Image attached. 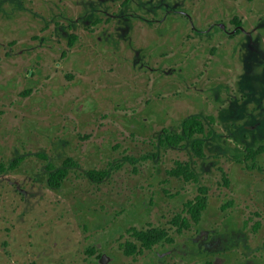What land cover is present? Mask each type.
I'll list each match as a JSON object with an SVG mask.
<instances>
[{
	"label": "rangeland",
	"instance_id": "obj_1",
	"mask_svg": "<svg viewBox=\"0 0 264 264\" xmlns=\"http://www.w3.org/2000/svg\"><path fill=\"white\" fill-rule=\"evenodd\" d=\"M125 2L0 0V163L22 159L0 178V264H264V0ZM192 115L207 134L167 144ZM152 227L172 242L126 254Z\"/></svg>",
	"mask_w": 264,
	"mask_h": 264
},
{
	"label": "trees",
	"instance_id": "obj_2",
	"mask_svg": "<svg viewBox=\"0 0 264 264\" xmlns=\"http://www.w3.org/2000/svg\"><path fill=\"white\" fill-rule=\"evenodd\" d=\"M233 23H236L235 27L237 30L232 32L230 36H236L239 34L238 26L240 24V20L237 17L233 18ZM182 133H169L166 137L167 144H171L173 146H178L183 142L186 138H192L197 134L206 135L205 133V123L202 117L198 115H192L188 117L183 125H182ZM194 150L199 156H202L204 153V140L202 138H196L193 143ZM251 157L255 158L258 154L264 152V144L258 147L255 150H250ZM18 161V160H17ZM20 162V160L18 161ZM17 164L14 162L11 165V168H14ZM75 166L74 161L70 158L67 159L62 167H56L52 163H50L47 167L50 171V184L54 188H59L63 183L64 179L68 176V173L71 167ZM7 167L4 164H0V171L6 170ZM90 175L95 177L103 178L105 176V172L103 171H89ZM172 176L182 177L186 181H197L198 176L191 167L189 163L177 162L176 166L172 168L170 171ZM225 182L228 184L229 180L227 177H224ZM208 193L209 189L206 186H201L199 188V194L193 199L188 201L185 204L186 212L188 213V217L183 214H178L175 218L176 225L178 226L179 231L185 228L191 227V222L199 223L202 219L204 211L208 207ZM129 233L132 234L136 241H127L125 244V252L128 255H134L144 249H152L155 245L160 243L172 242V238L169 236L168 232L162 228L152 227L149 229H137L130 228Z\"/></svg>",
	"mask_w": 264,
	"mask_h": 264
},
{
	"label": "flooded vegetation",
	"instance_id": "obj_3",
	"mask_svg": "<svg viewBox=\"0 0 264 264\" xmlns=\"http://www.w3.org/2000/svg\"><path fill=\"white\" fill-rule=\"evenodd\" d=\"M125 1H126L125 3H127V2L130 1V0H125ZM122 2H124V0H122ZM115 4H116V3H115ZM122 5H123V4H122ZM120 8H121V7H120ZM120 8H119V9H120ZM119 9H118V10H119ZM135 11H136V10H134V13H135ZM118 16H119L118 11H117L116 13H115V12H114V13H111V11H110V13H106V14H105V20L108 21V20L110 19V20L113 22V21L115 20V18L118 17ZM235 17H237V16H235ZM235 17H233V18H235ZM233 18L230 19L231 23H233V21H232ZM243 19H244V18H243ZM243 19H242V20H243ZM239 20H240V19H239ZM241 26H242V23H241V21H240V24H239V26H238V30H240V31L242 30ZM72 27H73V25H72ZM242 31H243V30H242ZM113 42H114V40H113ZM262 42L264 43V40H262ZM248 73H249V72H248ZM32 75H33V74H32ZM32 75H31V76H32ZM241 92H242V93H240L241 98H242L243 100H247V99H248V95H247L246 93H244L243 91H241ZM249 97H250V96H249ZM233 98H234V97H233ZM233 98H232V99H233ZM232 99L229 100V104H230V105L233 104V100H234V99H233V100H232ZM233 105H234V104H233ZM259 107H260V106H259ZM251 158H252V157H251ZM252 159H254V158H252ZM17 160H18V161L20 160V162H18ZM21 161H22V159H16V162H15V163L18 164V163H21ZM0 164H2V163H0ZM12 164H13V163H11V164H9V165H6L7 169L4 170V171H0V178L3 176V174H6L5 172H6L7 170L15 169V168L17 167V165H16L14 168H11V165H12ZM49 164H50V163H49ZM49 164H48V165H49ZM4 165H5V164H4ZM48 165H47V166H48ZM53 165H54V164H53ZM47 168H48V167H47ZM48 172H49V176H50L51 173H50L49 169H48ZM69 172H70V171H69ZM68 174H69V173H68ZM67 177H68V176H67ZM67 177H66V178H67ZM66 178L64 179V181L66 180ZM184 180H185V179H184ZM64 181H63V183H64ZM197 181H198V180H197ZM197 181H196V182H197ZM1 183H2V181H1ZM63 183L61 184V186L63 185ZM17 185H18V184H17ZM50 185H51V184H50ZM51 186H52V185H51ZM61 186H60V187H61ZM52 187H53V186H52ZM60 187H59V188H60ZM56 189H57V188H56ZM197 195H198V194H197ZM197 195H196V196H197ZM196 196H195V197H196ZM192 200H193V199H192ZM208 202H209V193H208ZM208 207H209V204H208ZM208 207H207V209H208ZM207 209H206L205 211H207ZM205 211H204V212H205ZM178 214H180V213H178ZM178 214H176L175 217H174V219H173V224H174V225H176L175 218H176V216H177ZM203 214H204V213H203ZM185 217H186V216H185ZM187 217H188V216H187ZM202 217H203V216H202ZM201 220H202V219H201ZM199 223H200V222H199ZM199 223L191 222V226H192L193 224H196V225H197V224H199ZM176 226H177V225H176ZM177 227H178V226H177ZM189 228H190V227H189ZM185 229H186V228H185ZM130 234H131V233H130ZM131 236H132V234H131ZM132 237H133V236H132ZM133 238H134V237H133ZM134 240H135V239H134ZM135 241H136V240H135ZM160 244H161V243H160ZM157 245H158V244H157ZM155 246H156V245H155ZM155 246H154V247H155ZM154 247H153V248H154ZM144 250H145V249H144ZM146 250H150V249H146ZM142 251H143V250H142ZM130 256H132V255H130Z\"/></svg>",
	"mask_w": 264,
	"mask_h": 264
}]
</instances>
